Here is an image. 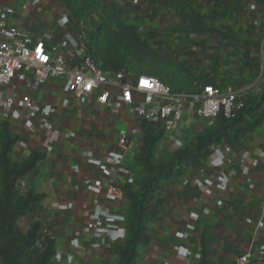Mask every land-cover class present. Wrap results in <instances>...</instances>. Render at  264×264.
Instances as JSON below:
<instances>
[{"label": "crops", "instance_id": "crops-1", "mask_svg": "<svg viewBox=\"0 0 264 264\" xmlns=\"http://www.w3.org/2000/svg\"><path fill=\"white\" fill-rule=\"evenodd\" d=\"M115 1L126 5L124 24L135 26L141 36L158 34L162 43L155 45L151 41V45L174 63L183 64L192 86L213 81L220 88L223 80L225 87L220 90H239L244 86L247 101L264 95V62L261 75L253 83L248 78L253 70L238 77L232 66L223 68L229 66L231 57L240 59L236 63L241 70L244 59L256 60L257 47L264 49V43L251 40L264 33V0H212L213 4L210 0H196L208 26L224 32L229 29L241 41L253 43H240L242 46H236L233 39L204 33L189 35L187 42L186 35L171 32V28L182 26L178 10L156 4L155 0ZM0 3L18 10V24L34 38L49 33L53 43L59 42L61 33L56 21L65 15L48 8L45 0H26L21 4L16 0H0ZM22 4L27 5L26 12L20 10ZM216 14L218 17L214 19ZM240 31L248 33V37L254 35L243 39L245 34L239 36ZM204 56L206 62L194 64ZM178 58L181 61L175 60ZM205 65H210V69L204 68ZM9 92L55 111L50 120L53 131L40 125L38 112L18 111L7 121L18 138L11 153L14 162L24 163L34 153L43 155L35 171L21 182V188L22 191L34 188L42 196L36 220L42 224L44 233L55 240L53 264L74 263L71 240L86 247L99 242L100 237L88 230L87 224L106 212L110 213L108 224L120 227L111 235L110 247L122 244L128 200L126 196H110L109 181L114 178L120 186H130V175L134 172L129 164L142 136L137 106L125 107L114 101L103 107L92 98L74 99L65 93V82L60 79L31 88L15 82ZM123 130L136 136L133 152L119 172L107 160ZM185 170L180 178L162 185L158 196L164 202L149 224L150 244L139 248L136 264H199L202 251L210 264H236L248 252L264 253V125L247 133L235 145L219 144L207 161L190 163ZM109 251L98 253L92 264L106 261L112 255Z\"/></svg>", "mask_w": 264, "mask_h": 264}, {"label": "trees", "instance_id": "trees-1", "mask_svg": "<svg viewBox=\"0 0 264 264\" xmlns=\"http://www.w3.org/2000/svg\"><path fill=\"white\" fill-rule=\"evenodd\" d=\"M154 3L168 5L180 12L182 26L171 28V32L186 35L184 40L187 42L190 41L189 35L204 33L217 34L243 45L253 44L250 41H241L229 29L224 32L208 26L205 17L197 8L196 0H155ZM210 4H213L212 0ZM67 5L71 7L70 3ZM125 9L126 5L115 0H91L77 9L75 20L69 17L71 25L79 28L82 22H87L86 18L93 14L99 15L97 19L92 20V30L87 33L85 45L87 54L101 62L105 70H124L131 75L155 76L173 91L189 94L200 93L205 85H216L213 81H207L192 86L185 66L159 54L151 45V41L155 45L159 43L157 33L141 36L135 26L124 24ZM217 17L218 14L214 19ZM166 70H171L172 74L169 75ZM171 76L173 77L170 78ZM224 82L221 81L223 85L221 84L220 88L225 87ZM263 100L264 95L260 99L246 101L244 109L233 118L220 114L216 118L217 125L199 135L192 148H185L163 160L157 159L156 152L158 142L165 135L164 131L159 125L148 121L142 123V136L136 142L137 147L130 167L134 173L142 175L143 179L136 190L130 186H121L128 200L124 209L127 217V238L123 244L114 245L109 249L110 253L118 256V264H136L139 248L150 244L148 224L156 218L164 202L158 196L162 185L180 178L188 164L207 161L219 144L235 145L247 133L255 132L263 126ZM243 124L245 127H242ZM17 140L9 123L1 122L0 264H53L56 254L55 240L43 234V226L36 220L42 196L37 194L34 188L26 191L21 188V182L35 171L43 155L34 153L24 163L14 162L11 153ZM140 141L141 144L138 145ZM25 216L31 217L33 222L26 231H22L19 221ZM199 264H210L205 251L200 255Z\"/></svg>", "mask_w": 264, "mask_h": 264}, {"label": "built area", "instance_id": "built-area-1", "mask_svg": "<svg viewBox=\"0 0 264 264\" xmlns=\"http://www.w3.org/2000/svg\"><path fill=\"white\" fill-rule=\"evenodd\" d=\"M22 12L27 5L22 4ZM18 10L0 3V124L18 111L27 114L38 112L40 125L53 131L50 121L55 111L40 108L35 102L22 99L9 88L20 82L27 88L38 87L50 80L65 82V93L74 99L94 102L109 107L114 101L125 107L137 106L139 123L144 121L159 125L165 135L181 128L185 115L193 112L198 119L215 120L220 114L233 118L244 109L247 101L242 89L222 91L214 85H205L200 93L173 91L155 76L131 75L126 71L105 70L101 62L87 54L83 32L74 30L68 16L57 19L60 29L58 43L51 34L36 39L17 22ZM140 132V131H139ZM136 133L123 130L107 160L116 169H122L126 158L133 152ZM1 181V179H0ZM109 195L123 198L124 192L115 179L109 181ZM110 213L100 214L87 224V229L99 236V242L90 246L71 240L70 250L75 256L73 264H92L98 253L109 251L110 237L119 226L108 224ZM236 264H264V253L248 252Z\"/></svg>", "mask_w": 264, "mask_h": 264}, {"label": "rangeland", "instance_id": "rangeland-1", "mask_svg": "<svg viewBox=\"0 0 264 264\" xmlns=\"http://www.w3.org/2000/svg\"><path fill=\"white\" fill-rule=\"evenodd\" d=\"M16 1L18 3H20V2L22 3L26 0H16ZM88 1H91V0H45L46 6L50 9H52V11H58L59 13H62L65 16L73 17L74 20L76 19L75 15L78 13L77 9H79L82 5H84ZM67 3H70L71 7H69V5H67ZM2 5H5V4H2ZM98 17H99L98 14H93L89 18H86L87 22H82L79 28L78 27L75 28V26H73V25H72V28L74 30H78V31L83 32V34L86 38L87 33L92 30V20L97 19ZM233 25H234L233 27H235V29H236V26H235L236 24H233ZM227 27H229V26H227ZM244 34H245V37L243 39H247V38L251 39V36L254 35V34H251L250 37H248L247 36L248 33H246V32L240 31V33H238L239 36H242ZM258 36H260V38H255V39H251V40L257 41L260 44H263L264 43V33L260 32L259 34H257V37ZM157 40H158V38H157ZM158 42H159L158 44L162 43V41H159V40H158ZM235 42H236L235 43L236 46L241 45L239 42H237V41H235ZM243 50H245V48H243ZM255 50H256L255 53L257 54L256 60L251 59V58L244 59L245 64L242 66L243 69L240 70L237 66V63H236V62H241L240 59H238V60L233 59L232 60L231 57L229 58V61H228L229 66H227V67L224 66L223 68L224 69L228 68V67L230 68V66H232L233 67L232 69L234 70V72L236 74L237 73L239 74V75H237L238 77H240L241 74H243V75H247V73L250 74V73H252L251 71L253 70L254 72L252 74H250L251 77L250 76L248 77L249 81H251V83H253V81L257 79V75H261L260 74V73H262L261 72V64L264 62V49H263V47L262 46L257 47ZM184 54L188 55V53H184ZM205 57L206 56H204V59L203 58H200L199 60L196 59L194 61V64L199 65V66L202 65V63L206 62V60H207V58H205ZM178 59H175V60L181 61L180 58H178ZM231 62H233V63H231ZM153 67L155 68L156 65L154 64ZM252 67H253V69H252ZM204 68L210 69V65H205ZM166 72L169 73V75L172 74L171 70H166ZM163 76H165V73ZM172 77L173 76H171L170 78H172ZM260 85L263 86L262 83ZM242 88L244 89V86H242L240 89H242ZM216 125H217V119L212 120V121L202 120V119H198L196 116H193L192 113H187L185 115L184 121L181 122V128L176 133H174L172 135H163V137L158 142L157 152H156L157 159L163 160L166 157L169 158V157L175 155L176 153L182 151L185 148H192L199 135L203 134L205 132V130L213 128ZM243 125H242V127H245V124H243ZM140 144H141V141L138 145H140ZM136 147L134 148V151H135ZM133 153H135V152H133ZM133 159H134V157L132 158L130 164L133 162ZM142 179H143V176L139 175L138 172L134 173L133 175H130V182H129L130 187H132V189L136 190L138 188L140 182L142 181ZM32 220L33 219L31 217H26V216L21 218L19 221L20 229L22 231H26L28 229L30 223L33 222ZM148 227H149V224H148ZM125 230H126V227H125ZM43 234L45 235L44 231H43ZM126 238H127V231L125 232V240H126ZM124 242H122V244ZM110 254H112V253H110ZM99 264H118V256L116 254L115 255L112 254L111 256L107 257L106 261H102Z\"/></svg>", "mask_w": 264, "mask_h": 264}]
</instances>
